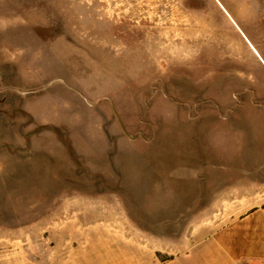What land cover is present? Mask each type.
<instances>
[{
    "label": "rangeland",
    "instance_id": "obj_1",
    "mask_svg": "<svg viewBox=\"0 0 264 264\" xmlns=\"http://www.w3.org/2000/svg\"><path fill=\"white\" fill-rule=\"evenodd\" d=\"M250 176L264 0H0V264H45L96 223L167 259Z\"/></svg>",
    "mask_w": 264,
    "mask_h": 264
},
{
    "label": "crops",
    "instance_id": "obj_2",
    "mask_svg": "<svg viewBox=\"0 0 264 264\" xmlns=\"http://www.w3.org/2000/svg\"><path fill=\"white\" fill-rule=\"evenodd\" d=\"M259 181L253 176L237 179L231 185L238 188L233 199H215L239 203L227 222L208 233L201 232L204 237L167 259L159 258L160 247L131 237L135 233L129 227L96 223L65 232L73 236L58 244L64 247L61 254L56 250L51 253L53 246L49 244L45 264H264V191L259 198L257 191L264 181ZM243 188H250V193Z\"/></svg>",
    "mask_w": 264,
    "mask_h": 264
},
{
    "label": "bare ground",
    "instance_id": "obj_3",
    "mask_svg": "<svg viewBox=\"0 0 264 264\" xmlns=\"http://www.w3.org/2000/svg\"><path fill=\"white\" fill-rule=\"evenodd\" d=\"M251 45V44H250ZM251 47V46H250ZM252 49H253V47H251ZM254 50V53H255V55L257 54L256 53V51H255V49H253ZM258 55V54H257ZM258 57H259V55H258ZM260 58V57H259ZM260 60H261V58H260ZM263 60V59H262Z\"/></svg>",
    "mask_w": 264,
    "mask_h": 264
}]
</instances>
